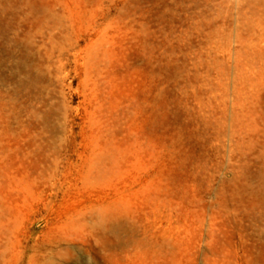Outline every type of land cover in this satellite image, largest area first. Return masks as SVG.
<instances>
[{
    "label": "rangeland",
    "instance_id": "obj_1",
    "mask_svg": "<svg viewBox=\"0 0 264 264\" xmlns=\"http://www.w3.org/2000/svg\"><path fill=\"white\" fill-rule=\"evenodd\" d=\"M0 264H264V0H0Z\"/></svg>",
    "mask_w": 264,
    "mask_h": 264
},
{
    "label": "bare ground",
    "instance_id": "obj_2",
    "mask_svg": "<svg viewBox=\"0 0 264 264\" xmlns=\"http://www.w3.org/2000/svg\"><path fill=\"white\" fill-rule=\"evenodd\" d=\"M260 177V176H259ZM252 195V194H251Z\"/></svg>",
    "mask_w": 264,
    "mask_h": 264
}]
</instances>
